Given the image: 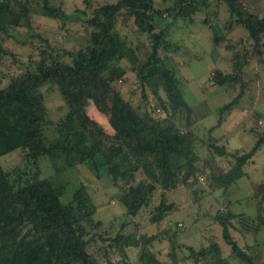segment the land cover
Masks as SVG:
<instances>
[{
    "label": "trees",
    "instance_id": "trees-1",
    "mask_svg": "<svg viewBox=\"0 0 264 264\" xmlns=\"http://www.w3.org/2000/svg\"><path fill=\"white\" fill-rule=\"evenodd\" d=\"M219 1L227 5L230 16H236L238 25L246 28V38L242 42L248 40L254 46L264 47V12L259 14L248 10L245 0ZM13 4L18 5L26 21H30L25 2L1 0L0 25L5 29L8 23L1 18L2 12L10 10ZM209 4L210 0H174L172 6L162 9L156 8L152 0H116L96 7L89 17L85 11L66 13L50 0H41L42 16L62 21L81 19L93 27V31L84 49L74 52L65 49L57 53L43 49L34 68L25 69L0 87V159L22 149L25 162L30 166V174L19 171L12 179L0 161V264H101L95 253L89 250L95 239L93 234L89 235V228L100 224L93 216L95 206L89 198L80 197V191L75 193V205L62 202L59 189L48 178L39 176L42 156H47L52 165L58 158L63 160L61 167L55 166L57 172L86 162L95 163L99 156L112 181L123 183L118 201L125 208L126 215H136L142 206L148 205L157 186L165 192L190 186L198 181L199 173L209 172L210 159L196 153L193 131H183L175 121L178 113H190L191 108L184 98L179 78L166 66V58L160 53L167 42V27L163 26L166 19L169 16L191 18L199 5L206 7ZM122 10L128 11L139 31L150 38V51L143 60L138 55L142 49L140 45L130 46L116 29V20ZM214 17L216 13L205 17L204 24L210 25ZM243 43L239 44L242 46ZM247 55L244 51L238 68L247 62ZM123 59L127 61L125 66L119 63ZM84 69L91 75L108 74V83L131 71L142 89L148 87L150 90V93L142 92L143 103L138 107L119 90L112 91L108 111L112 135H106L103 127L82 110L87 100L69 84L71 78L81 79L84 86L95 91L103 102L105 87L85 74ZM212 73L218 85L236 77L219 68ZM57 79L59 90L72 99L74 106L67 110L63 121L54 123L47 118L40 87ZM243 89L244 82H241L238 95L222 105L220 112L236 105ZM150 97L155 98L158 106L151 107L147 103ZM152 109L162 114L155 116ZM48 125L58 129L56 137H46L45 127ZM263 144L264 133L258 135L249 150L240 154L228 152L223 145L211 144L212 161L217 156L233 157L234 163L228 170L207 177L209 186L226 190L245 175L243 166ZM138 171L143 174L140 179L136 176ZM258 187L264 199V179ZM230 204L231 201H227V210L217 211L214 216L221 226L224 242L230 246L228 256L223 255L217 241H211L198 249L188 246L185 258H191L196 264L201 261L229 264V257H237L245 264H264V261L256 260L250 245H240L230 233L229 226L237 217L229 209ZM173 208L174 203L167 202L163 193L151 221L160 222ZM260 210L261 200L257 203V216L264 222ZM156 239L157 234L135 237L125 229L100 240H109V244L120 250L142 246L144 250L139 264H164L146 249ZM171 257L174 264H179L174 252Z\"/></svg>",
    "mask_w": 264,
    "mask_h": 264
},
{
    "label": "rangeland",
    "instance_id": "rangeland-1",
    "mask_svg": "<svg viewBox=\"0 0 264 264\" xmlns=\"http://www.w3.org/2000/svg\"><path fill=\"white\" fill-rule=\"evenodd\" d=\"M21 1L28 7L29 23L16 4L10 10L2 12L1 18L8 24L6 29L0 25V87L25 69L34 68L43 49L53 53L63 52L65 49L73 52L84 49L93 31V27L87 26L81 19L62 21L42 16L41 0ZM115 1L50 0L66 13L81 10L89 17L93 15L96 7ZM152 1L156 8L164 9L172 6L174 0ZM87 2L90 3L89 6ZM250 2L251 0L244 1L248 10L259 14L264 12V0ZM211 13H216V17L210 20V25H205L204 18ZM163 26L167 27L168 33L167 42L160 53L166 58V66L179 78L184 98L194 112L198 109L204 112L193 117L190 125L196 138V153L210 159L209 172L199 173L198 181L190 186H181L166 192L157 186L150 196L149 204L142 206L136 215L125 214V208L118 201L123 183L112 181L99 156L95 163L86 162L58 172L56 167H61L63 160L58 158L54 161L55 165H52L47 156H42L39 161V176L48 178L59 189L62 202H72L75 205V193L80 191V197L89 198L95 206L93 216L100 224L96 228H89V235L95 236L89 250L95 253L101 264H139L144 247H127L126 250L124 247L120 250L109 244V240H100L113 237L125 229L131 231L135 237L157 234L158 239L146 249L153 252L164 264H174L171 257L173 252L179 264H196L191 258H185L188 255L187 247L198 249L211 241H217L222 247L223 255L228 256L230 246L224 242L221 226L214 219L217 211L227 210V201H231L229 209L237 214L229 226L230 233L240 245L251 246L250 251L257 261H264V222L257 216V203L261 200L260 213L264 219L263 192L258 187L264 179V144L244 166L245 175L226 190L210 187L207 180L210 175L221 173L234 163L233 157L220 158L221 161L213 162L211 144L223 145L227 151L240 154L249 150L258 135L264 133V54L261 57L254 56L255 67L259 71L257 75H246L241 71V66L237 67L243 59L244 51L247 55L250 42H242L246 38V28L238 25L236 16H230L227 5L219 0H210L206 7L199 5L191 18L169 16ZM116 29L130 46L140 45L142 49L138 53L139 59H145L150 51V38L139 31L134 17L128 11L120 12ZM239 43H243L242 46ZM225 45H229L228 49L233 53L228 72L236 75L230 79L232 83L228 82L230 88L227 84L218 85L217 78L212 73L215 68H224L226 65L228 57L225 55H229L230 51L225 50ZM119 63L127 65L124 59ZM84 73L105 87L103 102L95 91L84 86L81 79L71 78L69 84L84 95L87 103L82 105V110L103 127L106 135L113 133L108 123L113 90H119L136 107L143 103L142 92L150 93L148 87L142 89L135 73L131 71L111 83L106 81L108 74L91 75L85 69ZM241 82H244V89L237 104L220 112L222 105L238 95ZM40 91L47 108V118L54 123L63 121L65 113L74 106V102L59 90V79L43 84ZM147 103L151 107L158 106L154 97H150ZM238 111L244 112L239 114ZM151 113L155 116L162 114L153 109ZM58 134V129L53 125L45 127L47 138L56 137ZM24 153V150L17 149L0 159L12 179L19 171L30 174V166L25 162ZM136 176L140 179L143 174L138 171ZM163 193L167 202L174 203V208L160 222H152L154 208ZM247 217L250 219V226L245 228L241 219ZM228 259L229 264H245L237 257ZM198 264H207V261Z\"/></svg>",
    "mask_w": 264,
    "mask_h": 264
},
{
    "label": "crops",
    "instance_id": "crops-1",
    "mask_svg": "<svg viewBox=\"0 0 264 264\" xmlns=\"http://www.w3.org/2000/svg\"><path fill=\"white\" fill-rule=\"evenodd\" d=\"M247 49H248L247 62L245 64L241 65V67H242L241 68V71L242 72H245L244 74H246V75H248L249 73H254V74L257 73L258 74L259 71L255 67L254 56H256V55H257V57L263 56L262 54H264V47H262V46H254L253 44L251 45V43H249V45L247 46ZM225 50L226 51L229 50L228 49V46L225 47ZM229 51H228L229 52V55L228 54L225 55V56L228 57V58L226 57L227 58V62H226L225 67L224 68H219V69L223 70L224 73L228 72V68L230 67L231 60L233 58V53L231 52V50H229ZM218 54L220 55L219 52H218ZM229 83H232V82H229ZM229 83H226L228 85L227 86L228 88H230V86H231V85H229ZM190 108H191L190 113H187V112L178 113L177 116L175 117V121L181 127V129L183 131H186L188 129H191V125L190 124H191V121H193L192 120L193 117H195L197 115L199 116V115H201V114L204 113L201 109H198V110H196V112H194L193 107L190 106ZM243 112L244 111H238L239 114H242ZM220 158H225V157H215V158H213V162H216V160L221 161ZM244 166H243V170H244ZM226 170H228V169H226ZM226 170H224V171H226ZM244 172L246 173L245 170H244ZM241 221L243 223V225H242L243 227L248 228L250 226V219L248 217L245 218V219H241Z\"/></svg>",
    "mask_w": 264,
    "mask_h": 264
}]
</instances>
